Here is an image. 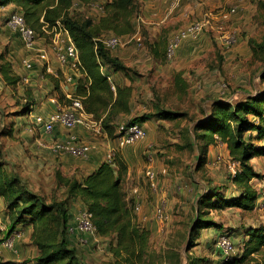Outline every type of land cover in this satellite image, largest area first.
I'll use <instances>...</instances> for the list:
<instances>
[{"label": "rangeland", "instance_id": "1", "mask_svg": "<svg viewBox=\"0 0 264 264\" xmlns=\"http://www.w3.org/2000/svg\"><path fill=\"white\" fill-rule=\"evenodd\" d=\"M134 2V31L127 34L128 37L124 35L120 45L109 50L121 60L124 68L114 71L105 64L102 67L105 73L114 74L112 82L116 87L131 89L128 109L117 114L115 123L161 110L179 113L175 119L154 117L143 122L146 137L123 148L116 146L113 136H96L99 141L107 139L110 147L115 148L114 157L118 155L126 161L127 174L122 187L131 207L132 191L138 189L141 203L139 215L134 212L135 220L150 229V236L144 261L136 264H191V258L194 264H264V245L248 255L244 250L248 238L245 234L249 229L264 228V180L253 179L258 198L251 210L228 205L216 209L200 205L201 193L213 187H218L227 199L237 194V187L227 168L229 157L221 155L224 147L216 144L213 154H207V162L200 165L203 153L195 137L196 123L210 114L213 98L219 96L231 103L264 91V0H185L186 4H191L185 15L177 18L174 9L167 21L159 25L142 21L140 0ZM232 5L237 6V11L224 23L228 31L236 34V41L230 48L222 46L218 32L210 27L182 42L173 59L165 58V46L174 31L208 16L215 25V14ZM16 10L12 4L0 8V65L10 62L12 70L19 75L18 67H24L22 60L28 57H25L26 46L22 40L15 41L11 47L13 32L17 31L8 21ZM102 13L85 4H75L70 9L74 17L94 20ZM152 26L156 27L148 28ZM134 32L137 35L131 38ZM249 39L254 44H250ZM24 83L19 80L17 84H10L0 73V160L4 169L18 176L29 190L44 196L48 202H65L70 222L71 214L84 204L80 198L68 194L61 178L81 180L87 170L79 164L85 159L73 156L66 162L70 156H60L38 146V141H46L47 136L37 126L39 122H30L25 117L35 106V99L26 93ZM255 143L264 145V141L255 140ZM251 163L256 171L264 174V155H257ZM147 166L155 171L156 191L145 178ZM162 201L166 203L169 218L164 224L156 221V226L152 218L155 219L154 208ZM197 214L211 218L216 226L199 228L197 237H193ZM0 221L3 236L8 229V219L1 198ZM56 228L53 222V234ZM15 230L21 236L15 241L14 249L0 246V257L16 264H36L39 249L31 225L21 224ZM218 233L230 235L235 242L236 249L228 257L215 250ZM66 238L86 264H129L117 260L112 250L115 240L110 237L107 240L91 238L90 247L81 242L79 235L67 232ZM191 241L196 242L192 247L189 246Z\"/></svg>", "mask_w": 264, "mask_h": 264}, {"label": "trees", "instance_id": "2", "mask_svg": "<svg viewBox=\"0 0 264 264\" xmlns=\"http://www.w3.org/2000/svg\"><path fill=\"white\" fill-rule=\"evenodd\" d=\"M91 1L93 0H0V6H15L24 22L39 35L44 34L43 26L50 28L57 21L67 27L78 49L80 71L83 74L76 79L74 95L81 97L85 110L100 119L107 135L114 137L117 114L128 109L131 89H111L110 80L106 73L101 71V67L105 64L114 71H119L124 65L117 56L111 55L110 49L104 46L100 38L109 33L120 37L134 31L132 17L135 2L104 0V11L98 20L70 15V9L76 3L86 5ZM248 42L254 44L252 39ZM10 64L2 63L0 73L6 82L17 84L20 76L12 70ZM49 78L57 89L58 80L53 76ZM178 116L177 112L161 110L134 117L127 123H143L154 117L169 120ZM195 131L203 153L200 165L207 162L209 146L216 141L226 144L230 158L239 163L238 172L232 176L237 194L227 199L218 187H213L201 193L199 204L214 209L224 205L253 209L258 198L253 179L264 180V174L256 171L251 163L255 156L264 155V145L255 143V140L264 141V91L231 103L223 99L212 101L210 114L196 123ZM126 174V161L117 155L111 162H101L81 180L62 177L61 181L68 194L80 198L84 207L91 212L97 234L115 240L112 250L117 260L119 258L122 260L120 263L136 264L144 261L150 231L135 220V199L132 198L133 207L126 200L122 187ZM0 198L8 219V229L3 236L0 221V243L14 232L18 224H29L39 249L36 264H86L66 238L70 220L66 203L48 202L44 196L29 190L18 176L4 169L1 160ZM53 222L57 225L54 234ZM212 226L216 224L211 218H202L201 214H197L193 237H197L199 228L201 230L203 227ZM245 238L247 239L244 250L248 255L264 245V228H250ZM195 244L196 242L191 241L189 246ZM189 262L194 264V258ZM0 264L16 262L0 257Z\"/></svg>", "mask_w": 264, "mask_h": 264}, {"label": "built area", "instance_id": "3", "mask_svg": "<svg viewBox=\"0 0 264 264\" xmlns=\"http://www.w3.org/2000/svg\"><path fill=\"white\" fill-rule=\"evenodd\" d=\"M104 0H93L86 5H90L94 9H98L101 12L104 11ZM77 4V3H76ZM180 4V0H171L170 10L177 8ZM237 11V6L232 5L227 9H223L215 14V25H212L211 17H202L196 19L186 24L185 26L177 29L172 33V35L167 40L164 55L167 60H171L175 57L177 50L179 49L182 42L188 38H195L201 32L207 28H212L219 34L221 44L225 48H230L236 41V34L234 32L228 31L225 28L224 23L230 19V17L235 14ZM141 18V17H139ZM144 18H142V21ZM8 25L15 29L19 36L26 46L27 49H34L37 47V44L41 37L45 38L43 41L49 44V47L54 51L57 60L62 65H70L72 67L78 68L80 71V62H79V53L78 49L73 42L70 33L67 27L57 21L50 28L46 25L43 26L44 34L39 35L33 29H31L25 22L19 11H15L10 15ZM210 28V29H211ZM127 37L129 35H126ZM125 36H102L100 38L101 42L105 47L111 49L116 45H120L121 38ZM134 38V35L131 36ZM49 47H39L36 58L44 62L45 65L49 62ZM38 48V47H37ZM22 64L26 69H31L33 67V59L24 58ZM101 71L105 73L101 67ZM107 77L111 83V89L116 90V85L112 82V78L108 73ZM24 82L29 81V76L25 75L22 77ZM67 98L69 102L64 105H58V108L50 113L46 118L37 117V122L42 123L43 132L46 136L52 137V133L56 125H61L62 127L68 130L66 137L61 141H55L46 139L39 140L38 146L40 148L49 149L51 152L61 155L63 153L69 154L72 156H82L87 157L91 151L93 145L87 141H84L78 137L74 132L78 126L84 127L86 130L94 131L97 135H102L105 138H109L107 132L102 128L101 120L96 119L93 114L87 112L83 106L81 97L74 95V93H69ZM29 131L31 129H28ZM146 137V129L142 123H127L119 122L115 126L114 131V140L118 148H123L131 143H134L137 140L144 139ZM115 148L109 147L105 153V161L111 162L115 156ZM150 159V157H148ZM227 168L229 173L234 176L239 170L238 161L228 158ZM144 175L150 188L153 191L157 190V182L155 171L151 166H147ZM138 195V189L134 188L132 191V196L135 199ZM155 219L158 223L164 224L168 221L169 215L166 208L165 202H159L154 208ZM73 221L68 222L67 232L72 234H78L79 239L83 243H88V235L97 237L96 228L92 222V214L85 207L79 208L77 213L74 215ZM87 235V236H86ZM21 236V233L15 230L12 234L3 240L0 246H3L5 249H14L15 241ZM218 239V240H217ZM216 239L215 250L219 251L224 257H228L233 254L236 249V245L231 237L227 234H220ZM0 250V254H1Z\"/></svg>", "mask_w": 264, "mask_h": 264}, {"label": "crops", "instance_id": "4", "mask_svg": "<svg viewBox=\"0 0 264 264\" xmlns=\"http://www.w3.org/2000/svg\"><path fill=\"white\" fill-rule=\"evenodd\" d=\"M169 1L171 2V0H140V8L143 14L142 17L144 18L143 21L146 20V23H151V24L154 23L156 25L163 24L165 21H167V18L169 17V15H171L170 13L174 10V9L173 10L169 9L170 8ZM193 4H202V3L194 2ZM189 6H191V4L189 3L186 4L185 0L184 1L180 0L179 6L177 7V9L175 8L176 13H177L176 15L177 18H180L183 15H185L186 11L188 10L187 8ZM0 8H4V6H0ZM6 27L7 26H5V28L3 29L5 34L8 32V29H6ZM155 27L156 26H152L148 28L154 29ZM13 34H14V38L12 40V45H11L12 48H13V45L15 44V41L17 42H19V40L21 41V38L18 32H13ZM133 35L135 36L137 35V33L134 32ZM41 38L42 39H40L37 44L38 48L35 47L34 49H27V48L25 49L26 50L25 57L33 59V67L31 69H26L25 67H22L21 65V67H18V70H17V73L20 76V81L22 83H24L22 77L25 75L29 76V81L25 82L24 84H26V87H25L26 93L35 99V106L32 107L31 110L25 113V117H27L30 122H36V124H37V120H36L37 117L46 118V116H48L50 113H52L54 110L58 108V105H64L69 102V99L67 98V96L69 93H74L76 79L82 74L78 68L72 67L70 65H62L57 60L54 51L50 49L49 44L43 41L45 38L43 37ZM188 39H191V38H188ZM39 47H49L48 49L49 50V62L47 65H45L44 62H41L36 58ZM113 75L114 74H112L110 78L114 77ZM49 76H53L54 78L58 80L57 89L54 83L50 80ZM112 80H115V79H112ZM216 99H223V98L218 96L216 98H213L212 101ZM145 123H147V121L144 122V124ZM37 126L39 127L40 130L43 131L42 123H38ZM73 130L80 139L87 141L93 145L87 157L79 156L80 158L85 159V162H82V164H79V166L83 170H87V174H88L91 171H93L98 165H100L101 162L105 161V153L108 150V148L111 146V143L108 142L107 139L104 140L101 138V141L97 140L96 136L98 135H95L93 133L92 135L90 130H86L82 126H78ZM67 132L68 130L66 128L62 127L61 125H56L52 133V137L47 136L46 138L48 139V141L50 140L61 141L66 137ZM43 135L44 134H42L41 136ZM92 139H94L93 142H92ZM216 144L222 145L224 147L223 154H221L223 157H230L226 144L221 143L219 141H216L215 144H211L209 146L208 154H211L212 152H214L213 148L215 147ZM40 151L42 150L40 149ZM64 155L70 156L69 158L65 159L66 162H68V160L73 157L72 155L65 154V153L61 154L60 156H64ZM255 158L256 156L252 160H254ZM140 203L141 201H139V194H138L136 196V204L138 205L135 206V212L137 214L140 208ZM77 211L78 210L74 211L71 214V217H74ZM142 216L145 217L144 215ZM152 218L156 223V220L154 219V217ZM71 220L73 221V218H71ZM19 226H21V224H18L16 228H18ZM156 226H157V223H156ZM76 236H78V234H76ZM91 238H93V240L94 239L107 240V237H102V236H99L98 234H97V237L88 235V239L91 240ZM110 239L112 240L113 238L110 237ZM89 245H90V241L88 242L87 247H90Z\"/></svg>", "mask_w": 264, "mask_h": 264}]
</instances>
